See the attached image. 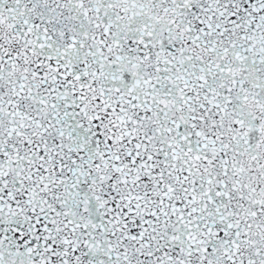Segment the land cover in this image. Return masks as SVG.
I'll return each mask as SVG.
<instances>
[{
    "label": "snow or ice",
    "instance_id": "obj_1",
    "mask_svg": "<svg viewBox=\"0 0 264 264\" xmlns=\"http://www.w3.org/2000/svg\"><path fill=\"white\" fill-rule=\"evenodd\" d=\"M0 264H264V0H0Z\"/></svg>",
    "mask_w": 264,
    "mask_h": 264
}]
</instances>
